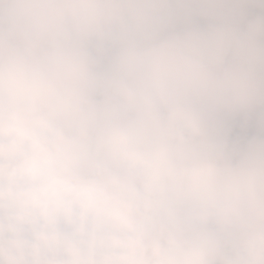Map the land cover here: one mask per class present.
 Instances as JSON below:
<instances>
[{"label": "clouds", "instance_id": "1", "mask_svg": "<svg viewBox=\"0 0 264 264\" xmlns=\"http://www.w3.org/2000/svg\"><path fill=\"white\" fill-rule=\"evenodd\" d=\"M0 264H264V0H0Z\"/></svg>", "mask_w": 264, "mask_h": 264}]
</instances>
